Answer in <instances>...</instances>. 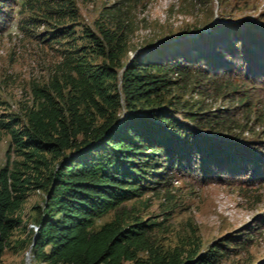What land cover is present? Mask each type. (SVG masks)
<instances>
[{"label": "trees", "instance_id": "trees-1", "mask_svg": "<svg viewBox=\"0 0 264 264\" xmlns=\"http://www.w3.org/2000/svg\"><path fill=\"white\" fill-rule=\"evenodd\" d=\"M40 2L50 18L78 19L73 0H28L30 9L36 10ZM36 21L30 19V26ZM65 23L48 35L76 40L75 27ZM98 30L85 28L82 37L89 43L69 49L62 79L34 85V103L23 116L1 119L12 139L7 162L0 167V258L21 225L18 211L36 189L45 193L38 229L30 239L36 262L222 264L226 253L221 243L189 253L164 248L155 237L161 223L140 217L127 203L194 160L220 172L250 171L240 160L241 169L232 167V158L240 159L237 152L203 133L217 131L223 118L202 122L201 115L181 114L169 98L174 75L187 76L191 64L205 60L214 72L232 69L229 48L221 46L233 36L231 26L219 25L216 34L208 32L195 43L177 46L170 41L147 49L153 55L139 52L128 61L126 26L103 22ZM192 47L198 50L195 54ZM91 52L102 61L90 59ZM263 67L264 60L253 59L247 69L257 78ZM13 152L20 159L13 160ZM247 157L257 159L255 171L264 169L263 156ZM112 211L115 217L100 224Z\"/></svg>", "mask_w": 264, "mask_h": 264}, {"label": "rangeland", "instance_id": "rangeland-1", "mask_svg": "<svg viewBox=\"0 0 264 264\" xmlns=\"http://www.w3.org/2000/svg\"><path fill=\"white\" fill-rule=\"evenodd\" d=\"M73 3L79 13L75 21L50 18L44 2L32 10L28 0H0V167L7 162L12 139L1 119L23 116L26 107L34 103V85L63 78V64L70 50L90 41L82 37L85 28L98 33V24L103 22L111 27L125 25L128 42L124 60L128 61L139 52L170 41H176L177 46L183 41L195 43L208 32L216 34L219 25L231 26L233 36L221 46L229 48L232 69L215 73L205 60L191 64L187 76L174 75L176 85L169 98L181 114L201 115L202 122L223 118L225 122L217 123V131L203 133L237 152L240 159L233 157L232 167L245 165L250 171L239 175L220 172L194 160L160 180L141 198L127 203V208L161 223L155 237L164 248L180 247L189 253L221 243L226 253L222 264H264V169L255 171L257 159L254 162L247 157H264V67L259 68L257 78L247 69L253 59L264 60V0ZM33 17H37L36 24L30 26ZM61 22L75 27L76 40L48 35ZM217 32L222 34L220 29ZM197 51L192 47L193 54ZM89 58L95 63L102 61L94 52ZM12 156L13 160L20 159L15 152ZM239 160L243 163L240 167ZM44 197L43 190H30L17 213L21 225L14 230L0 264H45L34 260L30 243ZM115 214L110 212L99 223L112 220Z\"/></svg>", "mask_w": 264, "mask_h": 264}, {"label": "built area", "instance_id": "built-area-1", "mask_svg": "<svg viewBox=\"0 0 264 264\" xmlns=\"http://www.w3.org/2000/svg\"><path fill=\"white\" fill-rule=\"evenodd\" d=\"M32 226L34 227V231H36L38 229V225L34 224Z\"/></svg>", "mask_w": 264, "mask_h": 264}]
</instances>
